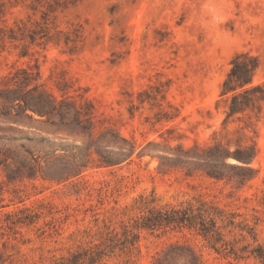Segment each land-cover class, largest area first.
<instances>
[{"label": "rangeland", "instance_id": "rangeland-1", "mask_svg": "<svg viewBox=\"0 0 264 264\" xmlns=\"http://www.w3.org/2000/svg\"><path fill=\"white\" fill-rule=\"evenodd\" d=\"M1 9L0 26L17 23L26 38L0 49V82L17 68L36 67L40 82L57 97L91 102L96 132L113 128L135 146L129 162L100 168L93 156L87 170L61 184L7 182L0 172V226L4 214L18 208L39 214L29 226L0 230L4 264L46 263L103 222L120 231L122 220L132 223L138 215L124 207L152 193L159 205L203 199L234 214L243 231L225 234L235 248L255 245L249 233L264 242V96L252 111L229 119V96H220L237 53L258 58L252 86L264 82V0H4ZM6 140L57 155L83 147L76 134L35 115L0 117V144ZM252 143L250 167L257 174L241 187L236 179L205 173L232 174L227 165L240 164L236 159L207 163L196 149L220 145L234 152ZM177 156L183 162H174ZM137 233L138 253L116 252L101 264H148L174 243L191 247L201 264H259L217 255L192 230Z\"/></svg>", "mask_w": 264, "mask_h": 264}, {"label": "trees", "instance_id": "trees-1", "mask_svg": "<svg viewBox=\"0 0 264 264\" xmlns=\"http://www.w3.org/2000/svg\"><path fill=\"white\" fill-rule=\"evenodd\" d=\"M3 1L0 0V13ZM24 29L17 23L15 28L0 26V49L6 41L24 40ZM28 37L30 43H35L33 35L28 34ZM22 55L26 54L23 52ZM258 68V58L250 53H237L231 58L229 71L220 85V96H229L230 99L226 119L244 114L247 110L252 111L256 102L263 99L264 82L252 86ZM247 86L250 88L247 89ZM250 92L258 94L250 97ZM33 115L55 128L76 134L83 141V147L62 148L61 155H57L56 150H33L24 142L6 140L0 144V172L7 182L24 179L56 184L71 182L89 168L93 156L97 167L108 168L129 162L134 154V143L121 137L115 129L107 127L96 132L94 108L90 101L79 103L65 93L57 97L40 82L36 67L17 68L0 82V117L17 121L32 119ZM110 145L115 148L108 147ZM196 149L201 151L198 157L207 163L225 165L223 161L228 156L240 163L227 165L233 171L229 175H224L220 170L205 171L210 178L225 179L227 182L236 179V184L241 187L257 174V170L250 167L256 156L253 143L234 152L222 150L220 145ZM163 160L160 157V166L164 164ZM173 161L183 162L179 156ZM96 190L100 192L101 189ZM157 201L153 193L149 196L139 195L132 204L124 207L138 214L132 223L122 220L120 231L104 222L102 227L85 229L75 247L68 248L64 254L43 264H101L116 252L132 255L139 252V230L164 227L194 231L210 249L224 258L231 257L237 261L253 258L259 264H264V242H258L254 235L248 232L255 243L252 247L246 244L235 248L234 243L226 238L225 232L243 231L235 221L234 214L203 199L176 206L159 205ZM38 217V213H32L27 207L6 212L0 230L15 231L18 226L33 224ZM5 262L3 254H0V264ZM148 264H201V260L191 247L174 243L162 253H157Z\"/></svg>", "mask_w": 264, "mask_h": 264}]
</instances>
